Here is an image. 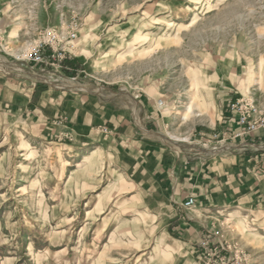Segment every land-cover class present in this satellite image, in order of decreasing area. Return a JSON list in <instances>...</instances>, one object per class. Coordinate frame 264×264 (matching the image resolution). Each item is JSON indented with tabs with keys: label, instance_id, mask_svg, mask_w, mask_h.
<instances>
[{
	"label": "rangeland",
	"instance_id": "1",
	"mask_svg": "<svg viewBox=\"0 0 264 264\" xmlns=\"http://www.w3.org/2000/svg\"><path fill=\"white\" fill-rule=\"evenodd\" d=\"M75 26L65 60L47 52L48 63L32 62L48 29L65 36ZM263 67L264 0H0V264H205L202 241L220 236L233 252L225 257L264 264V223L236 226L182 202L192 219L185 228L200 233L186 240L172 204L151 186L116 173L107 154L74 161L40 145L20 111L45 88L94 84L131 109L137 132L146 99L173 147L218 150L225 143L197 135L218 110L209 89L217 96L242 82L261 113ZM7 81L23 84L18 98Z\"/></svg>",
	"mask_w": 264,
	"mask_h": 264
},
{
	"label": "crops",
	"instance_id": "2",
	"mask_svg": "<svg viewBox=\"0 0 264 264\" xmlns=\"http://www.w3.org/2000/svg\"><path fill=\"white\" fill-rule=\"evenodd\" d=\"M260 72L264 78V67ZM231 82V88L225 87L217 96L209 89L207 103L212 101L218 110L214 120L210 119L211 124L197 131L198 137L225 143L218 150L198 149L191 153L173 147L158 131L159 115L146 99L139 102L144 120L143 130L137 132L131 109L119 97L99 93L94 84H88L84 90L45 88L36 101L30 98L20 107L21 118L31 138L40 145H56L71 155L94 153L79 160H90L100 153L112 157L116 173L151 186L172 204L173 216L179 222L177 230L188 233L186 240H191L200 233L185 228L192 219L184 215L181 204L189 197L195 199V212L210 214L217 221L225 220L236 226L246 220L264 223V129L239 136L242 128L229 104L244 96L240 89L244 87L242 82L241 86ZM12 83L15 95L11 93ZM6 84L12 97L18 98L24 91L21 83ZM27 90L32 95L39 89L36 91L31 84ZM155 121L159 125H153Z\"/></svg>",
	"mask_w": 264,
	"mask_h": 264
},
{
	"label": "built area",
	"instance_id": "3",
	"mask_svg": "<svg viewBox=\"0 0 264 264\" xmlns=\"http://www.w3.org/2000/svg\"><path fill=\"white\" fill-rule=\"evenodd\" d=\"M77 38V26L72 27L67 31L66 35H61L57 29H48L43 35V39L38 45L33 55H31L32 62L48 63L45 58V54L49 52L51 55L49 58H53L54 61H62L66 59V54L72 52L75 49L73 44ZM231 111L237 115L238 123L242 128L239 136L251 135L260 129H264V111L257 112V109L252 106L249 99L246 97H240L230 104ZM107 132V130H105ZM196 202L194 198H188L183 203L185 210H191L195 207ZM219 240L217 243L211 244L206 241H202L201 246L204 250L205 264H242L241 260L230 256L225 257V252L232 253L228 245L225 244V240L221 239L222 236L217 237Z\"/></svg>",
	"mask_w": 264,
	"mask_h": 264
},
{
	"label": "bare ground",
	"instance_id": "4",
	"mask_svg": "<svg viewBox=\"0 0 264 264\" xmlns=\"http://www.w3.org/2000/svg\"><path fill=\"white\" fill-rule=\"evenodd\" d=\"M198 10V6H195L194 8L191 9V13H195ZM185 17V16H183ZM63 153H60L59 156L63 157L62 155ZM66 154V153H65ZM94 155V153H90V154H85V153H77L74 156V161H77L79 159H86V158H90ZM60 160H63V158H60Z\"/></svg>",
	"mask_w": 264,
	"mask_h": 264
},
{
	"label": "trees",
	"instance_id": "5",
	"mask_svg": "<svg viewBox=\"0 0 264 264\" xmlns=\"http://www.w3.org/2000/svg\"><path fill=\"white\" fill-rule=\"evenodd\" d=\"M68 58V57H67Z\"/></svg>",
	"mask_w": 264,
	"mask_h": 264
}]
</instances>
